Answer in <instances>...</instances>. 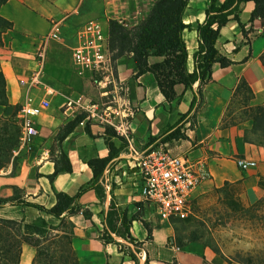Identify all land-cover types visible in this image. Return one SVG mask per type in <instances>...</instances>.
Listing matches in <instances>:
<instances>
[{
    "label": "crops",
    "instance_id": "crops-1",
    "mask_svg": "<svg viewBox=\"0 0 264 264\" xmlns=\"http://www.w3.org/2000/svg\"><path fill=\"white\" fill-rule=\"evenodd\" d=\"M82 1L69 0L62 4L61 0H8L1 6L0 14L10 20L13 27L3 32V44H0V72L6 80L8 97L7 104H0V115H13L18 119L19 109L27 94L31 92L36 98L43 96L44 90L41 87H32L30 90L21 80L29 79L39 67L41 41L50 31L54 20H64L65 41H51L47 45L42 80L66 94L82 93L91 100L103 98V88L90 75L77 74L72 64L76 32L87 20L72 31L73 38L68 32L77 19V13H73V10ZM152 1L154 3L155 0ZM223 1L220 0V3ZM208 4L209 0H189L185 9L184 22L189 27L184 29L183 37L188 49L189 71L194 69V54L199 46L197 25L204 22ZM254 6L253 1L240 4L239 16L245 24L247 35L233 18L220 30L216 47L232 63L222 66L215 62L212 78L203 85L199 81L191 88H186L182 83L176 84V97L173 100L166 99L153 73L136 75L131 56L124 55L116 60L117 79L129 86L134 113L130 118L128 136L121 135L127 145L120 149L118 156L106 167L103 177L108 178V174L110 178L113 176L111 165L117 160L132 158V149L141 151L160 145L172 155L186 157L196 168L204 167L209 171V177L193 192L189 218L199 217L204 209L216 204L226 185L238 189L245 206L264 199V145L246 140V129L252 126V119L241 116L246 107L264 104V25L258 18L251 21ZM118 14L126 17V13H114V16ZM132 15L136 18L131 19L135 24L146 13L144 16L143 13ZM111 18L112 14L105 13L104 19H101L107 30ZM161 60L160 56L149 57L150 63ZM241 79L248 82L253 96L247 104L241 96H237L235 101L238 100L239 105L230 114L234 93ZM62 102L63 98L59 95L52 96L50 107L36 117L38 134L31 138L30 146H17L14 149L13 157L19 161L18 164L15 166L11 163L7 173H0V181L4 184L21 188L23 199L48 208L56 203V191L75 195L83 186H87L93 178V171L87 161L95 157H106L110 152L105 126L90 122L89 133L85 124L79 123L61 142V149L72 163V171L60 172L52 181L49 179L48 175L55 170L51 157L53 144H57L55 136L60 128L74 118L64 112ZM236 112H239V116L232 119L231 116ZM176 128L185 133L187 138L165 139ZM111 140L116 148L122 146L119 137L113 136ZM57 153L55 149L54 155ZM238 157L255 160L257 164L246 169L240 168L236 163ZM141 189L142 185L138 194L131 197L133 201L130 209L135 208L136 211L141 207H151L155 217L145 212L144 217L139 214L132 219L130 231L136 243L142 242V251L132 249L136 259L118 244L123 241L130 248L132 242L129 240L113 232V241L106 242L101 237L100 231L104 228L103 223L106 224L112 203L109 191L106 190L105 199L102 200L95 189L89 188L77 199L83 208L92 213L90 218L85 217L82 211L68 216L75 224L73 247L79 264H218L220 258L216 251L199 240L187 241L182 246L170 241V238L176 237L172 224L175 220L161 219L154 206L144 201ZM6 192V195L13 194L11 190ZM112 205L115 209V205ZM24 206L26 211L31 210L36 216H41L42 211L37 208ZM141 217L148 220L152 229L150 239L147 238L148 230ZM121 218L117 219L119 225Z\"/></svg>",
    "mask_w": 264,
    "mask_h": 264
},
{
    "label": "trees",
    "instance_id": "trees-1",
    "mask_svg": "<svg viewBox=\"0 0 264 264\" xmlns=\"http://www.w3.org/2000/svg\"><path fill=\"white\" fill-rule=\"evenodd\" d=\"M8 0H0V8ZM253 1L255 6L252 10L251 21L258 18L264 25V0H209L205 10L206 18L203 23L197 25L199 33V46L194 54L195 66L193 71L187 68L188 49L183 37V31L189 27L184 22L185 9L189 0H155L146 15L138 22L132 25H126L119 20L112 18L108 21V44L112 53L114 66L116 60L124 55H129L135 63L136 75L146 72L154 74L158 86L167 100H173L176 97L175 85L182 83L186 88H191L197 81L200 85L205 84L212 78V66L219 62L222 66H228L232 60L226 55L220 53L216 47V41L220 35L221 28L231 19L237 20L245 35L247 30L245 24L241 22L239 11L240 4ZM13 23L0 14V44H3V32L12 29ZM150 56H160L161 61L149 62ZM237 96H241L244 103L253 96V91L245 79H241L234 93V101ZM233 102V100H232ZM8 97L6 93V80L0 72V104H7ZM243 113L252 119L251 129H246L245 138L250 142L264 145V104L248 106ZM85 117L84 113L76 115L68 121L55 136L56 145L52 147V160L55 163V170L48 177L52 181L60 172H71L72 163L68 155L61 149V142L74 130L76 125ZM90 133L89 122L85 125ZM107 134V143L110 149L106 157H95L87 161L93 171L92 181L83 186L75 195H70L64 191H56V203L51 207H45L39 203L27 201L17 195V193L0 197V206L6 203L27 205L52 215L59 220V224L48 223L44 217H41L42 225L39 223H28L13 218H0L1 228L7 229L11 237H17L18 253L13 264H18L23 243H27L36 248V254L33 264H42V262L51 255L54 259L62 262L61 264H79V259L73 247L74 226L68 216L83 212L85 217L90 218L92 213L89 209L83 208L77 199L89 188L96 190L99 196L103 195L102 178L106 167L118 156L120 149L127 145V141L121 137L111 126H105ZM249 133L256 138L249 137ZM20 125L15 116L0 115V169L7 167L12 161L14 149L19 144ZM117 136L122 140V146L116 148L111 140ZM187 138L179 128L169 133L165 139ZM55 149L58 150L54 155ZM116 214L112 203L107 213V235L104 238L106 242L113 241L111 232L121 236L130 242L136 244L135 238L130 231L132 219L123 215L121 225L118 227L114 216ZM138 215H135V219ZM186 220V219H178ZM148 230L147 238L152 236V229L148 222L144 221ZM66 226V229L63 228ZM16 230V233L14 232ZM16 235H15V234ZM190 240H198L192 237ZM49 241V246L42 248L44 242ZM178 246L186 242L181 238H170ZM56 245V248L52 245ZM120 244V242H118ZM53 248V249H52ZM217 252L219 249L214 248ZM65 251V252H64ZM67 252V253H66ZM131 256L136 259L135 254L129 251ZM44 264V263H43ZM172 264H178L174 262Z\"/></svg>",
    "mask_w": 264,
    "mask_h": 264
},
{
    "label": "built area",
    "instance_id": "built-area-1",
    "mask_svg": "<svg viewBox=\"0 0 264 264\" xmlns=\"http://www.w3.org/2000/svg\"><path fill=\"white\" fill-rule=\"evenodd\" d=\"M112 18L127 24L124 15L118 14ZM63 26L64 20L52 21L50 31L41 41L39 67L29 79L21 80L29 89L41 87L44 94L36 98L30 92L19 109V147L30 146L31 138L38 134L36 117L50 107L52 96L57 95L63 98L61 107L67 115L75 117L80 113L85 114L81 124L94 122L111 126L119 135L128 136L134 106L129 98V86L117 79L108 44V30L101 19H89L77 30L76 42L72 46V64L77 74L90 75L103 88V98L91 100L82 93L66 94L42 80L46 47L51 41H65ZM131 156L137 160L142 172V197L154 206L157 215L163 220L189 218L193 192L209 177V171L204 167L196 168L186 157L172 155L160 145L141 151L134 148ZM236 163L243 169L257 164L255 160L241 157L236 158Z\"/></svg>",
    "mask_w": 264,
    "mask_h": 264
},
{
    "label": "rangeland",
    "instance_id": "rangeland-1",
    "mask_svg": "<svg viewBox=\"0 0 264 264\" xmlns=\"http://www.w3.org/2000/svg\"><path fill=\"white\" fill-rule=\"evenodd\" d=\"M68 1L69 0H61L60 3L64 4ZM152 2V0H83L82 3L73 10V13H77V19L73 24L74 27L71 26V31L68 33L73 38L74 33H72V31L74 32L77 29L76 27H79L80 24L90 18L104 19L105 13L112 14V17L114 13H126V25H132L134 23L131 19L136 20V18L132 17V14L143 13L144 16V13H147L152 6ZM238 102L239 101L236 100L231 104L230 114L236 111L239 105ZM237 116H239V112L233 114L231 118L233 119ZM241 116L247 115L241 113ZM249 129H251V127ZM248 135L252 138L257 137L253 136L251 133ZM130 159H122L123 161L117 160L114 162L110 170L111 173L113 171V176L110 178L108 174L109 177H103L102 180L104 192L101 198L102 200L105 199L106 190H108L110 202L115 205L116 214L114 219L118 227L120 225L117 219L123 215H125L128 220L133 219L135 215L139 214H142L144 217L145 212L153 215V218L155 217L151 207H141L140 209H136V211L135 208L130 209V203L133 201L131 197L134 194H138L143 181L141 179L142 172L137 165V160L133 159V157ZM124 160H126V162ZM18 162L17 159L14 160V157H12V161L7 167L0 169V173H7L9 165L14 163L16 166ZM6 190H11L13 194L17 193V195L23 196L21 188L17 186L10 187V185L0 181V197L13 195H6ZM25 208L26 206L20 204H3L0 206V218H13L23 222L39 223L42 225L41 217H44L48 223H60L58 219L47 215L45 212H42L41 216H36L31 210L26 211ZM104 217L106 218V216ZM141 220L148 222V220L142 217ZM103 224L104 228L100 231L101 237L107 235V221L106 224L105 222ZM172 224L177 239L181 238L187 242L190 238L196 237L199 241L208 245L212 250L218 248L219 250L216 252L220 258L218 264H264V199H260L255 203L245 206L235 186L231 187L230 185H226L221 191L218 202L204 209L199 217H190L186 220H175ZM63 228L66 229V226L63 225ZM14 232L16 233V230ZM113 234L116 235L115 233ZM49 243V241L44 242L42 248L48 247ZM125 243L126 242L123 241L120 242V246L125 252L132 251V249L133 251L134 249L136 251H142L141 241H138L137 244L140 248L134 243H132V245L130 244V248H127ZM56 245L57 243L52 245L54 249ZM126 245L128 244L126 243ZM24 246L29 248L24 249ZM21 250L18 264H33L36 248L27 243H23ZM17 253V237H11L7 229L5 230L0 227V264H13ZM43 263L61 264L62 262L57 259H54L53 262L50 255L42 264Z\"/></svg>",
    "mask_w": 264,
    "mask_h": 264
},
{
    "label": "bare ground",
    "instance_id": "bare-ground-1",
    "mask_svg": "<svg viewBox=\"0 0 264 264\" xmlns=\"http://www.w3.org/2000/svg\"><path fill=\"white\" fill-rule=\"evenodd\" d=\"M120 239V238H119Z\"/></svg>",
    "mask_w": 264,
    "mask_h": 264
}]
</instances>
